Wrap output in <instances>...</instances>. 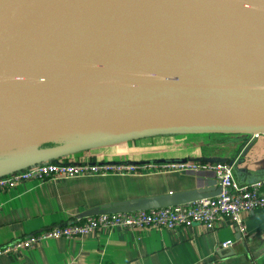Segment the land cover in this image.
Instances as JSON below:
<instances>
[{"label": "water", "instance_id": "obj_1", "mask_svg": "<svg viewBox=\"0 0 264 264\" xmlns=\"http://www.w3.org/2000/svg\"><path fill=\"white\" fill-rule=\"evenodd\" d=\"M173 114L225 119L124 125ZM167 133L264 134V0H0V153L66 139L1 163L0 177L80 148ZM221 191L108 203L75 222Z\"/></svg>", "mask_w": 264, "mask_h": 264}, {"label": "crops", "instance_id": "obj_2", "mask_svg": "<svg viewBox=\"0 0 264 264\" xmlns=\"http://www.w3.org/2000/svg\"><path fill=\"white\" fill-rule=\"evenodd\" d=\"M65 142L66 139L59 138L35 148L0 153V164L18 163L27 154L50 151ZM182 159L194 168H157ZM232 160L237 161L235 175L241 183L264 177V134H155L80 148L50 158L47 162L132 164L137 170L33 180L0 191V247L73 223L80 213L104 204L200 186L216 187L218 179L208 165ZM262 190L264 193V185ZM244 221V232L225 221L215 229L200 225L172 230L102 227L82 237L46 240L19 255H2L0 264H264V208L244 213ZM228 240L232 244L223 248L221 244Z\"/></svg>", "mask_w": 264, "mask_h": 264}, {"label": "built area", "instance_id": "obj_3", "mask_svg": "<svg viewBox=\"0 0 264 264\" xmlns=\"http://www.w3.org/2000/svg\"><path fill=\"white\" fill-rule=\"evenodd\" d=\"M164 164V165H163ZM157 168L160 170H192L190 163L166 162ZM222 186L217 196L204 198L187 204L165 208L100 214L84 217L77 222L53 227L41 232L27 235L3 247L0 256L19 255L24 250L36 247L49 239L82 237L102 227H127L130 229H177L180 227L200 225L215 229L220 222L233 223L241 232L246 230L244 213L264 208L263 180L252 184L241 183L235 175V165L230 162H216L208 165ZM137 170L136 165L91 162H46L31 165L22 170L0 177V191L18 187L25 182L37 180H59L78 176L125 174ZM232 244L228 240L221 244L227 248Z\"/></svg>", "mask_w": 264, "mask_h": 264}, {"label": "bare ground", "instance_id": "obj_4", "mask_svg": "<svg viewBox=\"0 0 264 264\" xmlns=\"http://www.w3.org/2000/svg\"><path fill=\"white\" fill-rule=\"evenodd\" d=\"M225 119L217 115H187V114H173V115H159V116H140L135 117L124 123L125 126L130 127H145L155 125L159 123H172V122H184V121H213ZM118 127L119 124L110 126ZM112 129V128H108Z\"/></svg>", "mask_w": 264, "mask_h": 264}, {"label": "trees", "instance_id": "obj_5", "mask_svg": "<svg viewBox=\"0 0 264 264\" xmlns=\"http://www.w3.org/2000/svg\"><path fill=\"white\" fill-rule=\"evenodd\" d=\"M228 162H230V161H228Z\"/></svg>", "mask_w": 264, "mask_h": 264}]
</instances>
